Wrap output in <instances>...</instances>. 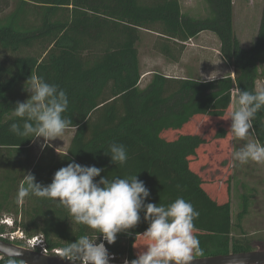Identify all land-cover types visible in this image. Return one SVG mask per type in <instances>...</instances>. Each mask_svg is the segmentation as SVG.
I'll return each mask as SVG.
<instances>
[{
  "label": "trees",
  "instance_id": "obj_1",
  "mask_svg": "<svg viewBox=\"0 0 264 264\" xmlns=\"http://www.w3.org/2000/svg\"><path fill=\"white\" fill-rule=\"evenodd\" d=\"M203 2L209 10L205 19L184 14L179 0H0V221H13L11 228L0 224V235L6 228L28 238L41 235L51 255L82 235L101 242L99 233L74 223L56 200L17 198L28 171L47 185L58 169L74 160L104 169V177L137 175L151 193L146 203L169 205L178 197L191 202L199 212L193 235L200 251L193 258L253 251L251 241L232 236L230 202L208 194L200 175L190 168L191 159L206 144L204 137L164 136L182 131L198 116L223 118L237 89L255 92L257 81L264 78L259 71L264 61V8L256 40L242 48L233 31V0ZM204 32L217 38L219 54L233 75L202 80L154 72L140 86L139 50L145 38H151L152 51L178 64L186 44ZM31 75L67 93L69 106L63 116L76 129H66L73 134L65 151L55 152L46 144L35 156L36 139H22L10 131L12 123H22L12 110L30 97ZM250 131L264 144V109L256 114ZM225 135L220 129L215 138ZM111 143L126 147L124 165L113 164L106 155ZM242 201L246 207L243 196ZM140 215L138 225L118 233L113 244L104 242L114 262L136 258L140 235L149 226L144 213ZM0 264H6V257L0 256Z\"/></svg>",
  "mask_w": 264,
  "mask_h": 264
},
{
  "label": "clouds",
  "instance_id": "obj_2",
  "mask_svg": "<svg viewBox=\"0 0 264 264\" xmlns=\"http://www.w3.org/2000/svg\"><path fill=\"white\" fill-rule=\"evenodd\" d=\"M27 83L30 97L17 102L12 110L22 121L10 125L12 133L22 139L50 141L62 136L70 127L76 129L71 119L63 116L69 106L63 89L32 75ZM236 104L230 116V133L246 140L251 135L256 114L264 109V88L255 92L237 89ZM106 155L115 165H124L128 160L126 147L119 143H111ZM233 158L240 164L264 162V144L247 142L234 152ZM103 171L95 165H82L73 160L58 169L47 185L37 182L35 175L28 171L17 198L23 200L32 195L56 200L67 208L74 223L85 225L102 237L101 242L96 243L94 238L82 235L61 249L64 257L82 259L85 264H110L115 257L104 241L113 244L118 233L138 225L143 212L149 226L140 236L151 244L124 264H192L193 253L200 251V242L193 235V221L199 212L193 204L183 197L169 205L146 203L151 193L137 175L110 178L101 176ZM17 251L2 247L0 255L6 257V264H17Z\"/></svg>",
  "mask_w": 264,
  "mask_h": 264
},
{
  "label": "rangeland",
  "instance_id": "obj_3",
  "mask_svg": "<svg viewBox=\"0 0 264 264\" xmlns=\"http://www.w3.org/2000/svg\"><path fill=\"white\" fill-rule=\"evenodd\" d=\"M181 11L195 19L209 17V10L203 0H179ZM194 41L186 44V49L178 64L170 69L165 67L163 57H159L153 51L150 53L151 38L142 44L140 59L142 73L146 69L154 68L167 76L194 77L202 80H212L230 74V68L224 65L219 54V42L217 38L204 32ZM250 46V45H249ZM145 74L141 78L140 86L144 87L149 80ZM237 107L236 94H232V105L226 115L221 119L208 117H195L180 132H169L164 136L174 139L178 134H200L206 140V144L197 150L196 157L191 159L190 168L200 175L203 187L212 197L220 202H230L231 219L233 223L232 236L236 240L247 239L251 241L253 250H264V162L249 161L240 164L233 158L234 152L247 142H256L251 135L242 140L230 133V116ZM224 130L223 139L215 138L216 133ZM72 131L65 133L53 140L45 141L37 138L32 144L35 156L41 152L44 145H50L55 152L65 151L72 137ZM242 196L245 197L246 207L243 206ZM7 232V228L4 231ZM145 239L142 237L141 239ZM136 245L135 254L145 250L151 241L145 239ZM125 259H120L124 261Z\"/></svg>",
  "mask_w": 264,
  "mask_h": 264
},
{
  "label": "crops",
  "instance_id": "obj_4",
  "mask_svg": "<svg viewBox=\"0 0 264 264\" xmlns=\"http://www.w3.org/2000/svg\"><path fill=\"white\" fill-rule=\"evenodd\" d=\"M263 8H264V0H233V31L236 38L239 40V43L242 48H248L249 45H251L256 40L262 20ZM202 34L205 33H201L196 38H198ZM195 39L190 41L192 42ZM148 41H149L148 38L144 39V43L145 42L147 43ZM150 51L151 52L147 54L154 55L153 51L152 50ZM158 56L162 57L159 54ZM163 60L165 63V67L170 69L171 71V68H174L175 64L167 62L164 58ZM224 65L226 64L224 63ZM140 67L142 73L143 67L141 64V59H140ZM259 71L264 77V61L261 64H259ZM154 72H159V71L157 70L155 71V69L152 68V69H146L144 73L150 76ZM230 72H231L230 74L233 75L231 68H230ZM144 73H142V76L144 75ZM263 85H264V78L257 81L256 89L257 90L261 89Z\"/></svg>",
  "mask_w": 264,
  "mask_h": 264
},
{
  "label": "water",
  "instance_id": "obj_5",
  "mask_svg": "<svg viewBox=\"0 0 264 264\" xmlns=\"http://www.w3.org/2000/svg\"><path fill=\"white\" fill-rule=\"evenodd\" d=\"M18 250L16 259L23 264H85L62 259L60 256L44 255L0 239V248ZM1 257H5L0 255ZM192 264H264V250H253L245 253L193 258Z\"/></svg>",
  "mask_w": 264,
  "mask_h": 264
},
{
  "label": "built area",
  "instance_id": "obj_6",
  "mask_svg": "<svg viewBox=\"0 0 264 264\" xmlns=\"http://www.w3.org/2000/svg\"><path fill=\"white\" fill-rule=\"evenodd\" d=\"M0 224L6 226L7 228H11L13 226V221L8 217H4L1 219ZM0 239H7L10 242L16 241L17 243H19L21 245L20 247L30 249L33 251H37V252L44 254V255H51V254H49L47 247H46V243L44 241V238L41 235H36V236L28 238L24 235L23 232L15 231L13 233L1 234ZM104 242L107 245H111V244H108L106 241H104ZM53 253L55 256H61L62 255V252L60 250H54ZM82 262L85 263L83 260H82ZM124 262H125V260L123 262L122 261L114 262V259L110 260V264H124Z\"/></svg>",
  "mask_w": 264,
  "mask_h": 264
}]
</instances>
